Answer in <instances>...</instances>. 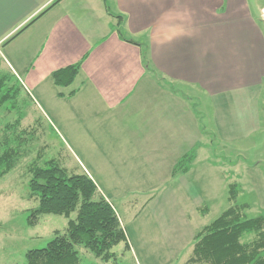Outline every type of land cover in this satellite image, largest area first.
I'll return each mask as SVG.
<instances>
[{
    "label": "crops",
    "instance_id": "crops-1",
    "mask_svg": "<svg viewBox=\"0 0 264 264\" xmlns=\"http://www.w3.org/2000/svg\"><path fill=\"white\" fill-rule=\"evenodd\" d=\"M56 1L0 0V63L50 116L66 120L70 151L133 154L138 166L166 168L171 181L191 149L194 168L210 138L222 150L238 142L234 124L251 121L252 95L263 105L254 113L264 116V7L257 0ZM83 58L71 86L54 85L52 72ZM81 173L96 185L97 173Z\"/></svg>",
    "mask_w": 264,
    "mask_h": 264
},
{
    "label": "rangeland",
    "instance_id": "rangeland-1",
    "mask_svg": "<svg viewBox=\"0 0 264 264\" xmlns=\"http://www.w3.org/2000/svg\"><path fill=\"white\" fill-rule=\"evenodd\" d=\"M257 1L264 7V0ZM262 29L264 32V24ZM6 70L0 63V72ZM32 97L20 86L14 103L11 100L0 106V140L15 136L7 126L21 116L19 130H26L23 138L27 152L15 169L0 179V264H25L28 250L46 247L56 232L63 234L66 230L67 219L62 216L43 215L34 227L27 225L30 211L37 207V202L28 197L27 169L39 155L40 166L56 160L71 172L81 173L85 167L90 175L91 171L97 173V179L92 177L98 190L120 216L130 250L125 251L121 243L112 249L115 260L103 263L78 247L83 264H188L193 237L228 207L227 185L232 182L242 187L237 204L248 205L246 217L264 214V116L254 113L263 108L257 94L251 97V121H235L238 142L222 150L210 138L212 143L199 153L193 170L171 181L166 168L155 170L156 164L149 168L138 166L139 160L133 154L104 149L97 153L70 151L66 120L50 116L33 94ZM203 115L205 123L211 122L213 111L208 102ZM242 124L247 128L245 134L250 132L249 137H241ZM125 192L130 193L127 200H119L117 196ZM203 204L208 212L200 216L197 208Z\"/></svg>",
    "mask_w": 264,
    "mask_h": 264
},
{
    "label": "trees",
    "instance_id": "trees-1",
    "mask_svg": "<svg viewBox=\"0 0 264 264\" xmlns=\"http://www.w3.org/2000/svg\"><path fill=\"white\" fill-rule=\"evenodd\" d=\"M103 2L106 4V0ZM116 19L119 22L120 18ZM116 31L121 36L117 28ZM83 61L84 58L77 64L52 72L54 85L60 88L71 86ZM19 92L20 85L14 75L0 72V106L11 100L14 103ZM73 95L74 92H71L68 96ZM20 124L21 116H18L7 126L15 136L0 140V179L14 170L27 155L24 149L26 139L23 138L26 130H19ZM40 157L27 169L30 176L28 197L37 202V207L27 217V225L34 227L41 216L54 215L67 219V227L63 234L56 232L46 247L28 250L24 256L25 264H83L76 250L78 247L103 263L115 260L112 249L121 243L124 250L129 251L125 230L113 206L93 181L85 173L68 171L56 160H49L40 166L37 163ZM196 157L195 147L177 161L172 176L188 173ZM241 192L240 183L227 185L228 207L193 237L188 264H264V214L247 218L245 210L248 205L237 204ZM197 210L200 216L208 212L204 204Z\"/></svg>",
    "mask_w": 264,
    "mask_h": 264
}]
</instances>
